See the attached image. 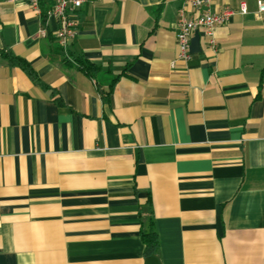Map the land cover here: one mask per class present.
Masks as SVG:
<instances>
[{
	"label": "crops",
	"instance_id": "1",
	"mask_svg": "<svg viewBox=\"0 0 264 264\" xmlns=\"http://www.w3.org/2000/svg\"><path fill=\"white\" fill-rule=\"evenodd\" d=\"M259 1L184 61L185 0H86L66 49L52 0H0V264H145L151 228L162 264H264Z\"/></svg>",
	"mask_w": 264,
	"mask_h": 264
},
{
	"label": "built area",
	"instance_id": "2",
	"mask_svg": "<svg viewBox=\"0 0 264 264\" xmlns=\"http://www.w3.org/2000/svg\"><path fill=\"white\" fill-rule=\"evenodd\" d=\"M16 1V0H12ZM32 6L39 7L41 0H26ZM196 13L193 17H187L181 13L176 25V39L179 48L178 58L187 61L191 58L190 42L193 33L202 29L210 44L215 45V29L219 25L226 24L234 15V11L225 8L222 11L212 9V0H185ZM86 0H53L49 15L57 18L59 26L56 38L65 49L76 36V11L80 9ZM260 11H264V1H259ZM242 13H247L246 5L241 8Z\"/></svg>",
	"mask_w": 264,
	"mask_h": 264
},
{
	"label": "trees",
	"instance_id": "3",
	"mask_svg": "<svg viewBox=\"0 0 264 264\" xmlns=\"http://www.w3.org/2000/svg\"><path fill=\"white\" fill-rule=\"evenodd\" d=\"M53 2V0H52ZM6 55L9 57V59L14 63V64H19L23 66L26 69H30L29 65L26 63L25 60L14 56L13 54L6 52ZM79 61V66L85 70L87 73L90 75L94 76L95 71L98 69V67L89 61H83V60H78ZM141 238L143 240V243L145 244L146 247V253L148 254L147 256L151 254H156L159 246V237L156 231L151 228L150 230L143 231L141 233Z\"/></svg>",
	"mask_w": 264,
	"mask_h": 264
},
{
	"label": "water",
	"instance_id": "4",
	"mask_svg": "<svg viewBox=\"0 0 264 264\" xmlns=\"http://www.w3.org/2000/svg\"><path fill=\"white\" fill-rule=\"evenodd\" d=\"M145 264H162V262L160 257L154 253L146 257Z\"/></svg>",
	"mask_w": 264,
	"mask_h": 264
}]
</instances>
